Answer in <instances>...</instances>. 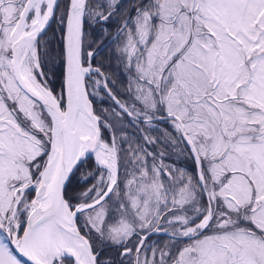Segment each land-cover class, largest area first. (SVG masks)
Listing matches in <instances>:
<instances>
[{
    "label": "snow or ice",
    "instance_id": "snow-or-ice-1",
    "mask_svg": "<svg viewBox=\"0 0 264 264\" xmlns=\"http://www.w3.org/2000/svg\"><path fill=\"white\" fill-rule=\"evenodd\" d=\"M122 7L0 0V264H264V0Z\"/></svg>",
    "mask_w": 264,
    "mask_h": 264
},
{
    "label": "trees",
    "instance_id": "trees-1",
    "mask_svg": "<svg viewBox=\"0 0 264 264\" xmlns=\"http://www.w3.org/2000/svg\"><path fill=\"white\" fill-rule=\"evenodd\" d=\"M63 1V0H62ZM132 2H133V0H125L123 3H122V8H124V9H122V10H126V9H128V7H129V5L131 4V6H130V8L132 7ZM115 25H112L111 26V32L108 34V35H106L105 37H104V41L105 40H107V39H109L111 36H112V34H114L115 33ZM55 31V30H54ZM93 39H95L96 37H95V35H93V37H92ZM46 39H48V40H51L52 41V43H51V46H50V48H51V50H52V54L51 55H53V57H54V60H59V64H60V57H59V51H60V44H61V39H60V33L58 32H56V35L55 36H53V33H51L50 35H48L47 37H46ZM105 51V50H104ZM104 51H102V53L104 52ZM107 52V51H106ZM105 52V53H106ZM113 49H111L110 50V52H109V55H108V57H106V62H105V64H107L108 66H110L111 68H114V69H116V68H118L117 67V64H116V61H115V59H114V55H113ZM59 64L56 66V69H58L57 70V72H56V75H57V77H59V75H60V71H62V69H59ZM111 72V71H110ZM114 75L116 76V78L119 80V76H120V71L118 70V72H115L114 73ZM59 83H60V81H59V79H57V81H56V84H57V87L59 86ZM119 86V85H118ZM164 127H166V125H164V124H161L160 126H159V128H160V131H153L151 134L153 135V136H160L161 135V132L163 131V129H164ZM128 131H132V129L131 128H129L128 129ZM162 138V137H161ZM172 160L174 161L175 160V157H173L172 158ZM74 187H75V182H74V185H73ZM154 238V237H153Z\"/></svg>",
    "mask_w": 264,
    "mask_h": 264
},
{
    "label": "rangeland",
    "instance_id": "rangeland-1",
    "mask_svg": "<svg viewBox=\"0 0 264 264\" xmlns=\"http://www.w3.org/2000/svg\"><path fill=\"white\" fill-rule=\"evenodd\" d=\"M124 1H125V0H120V3L122 4ZM62 2H63V1H62ZM130 6H131V4L129 5L128 9L130 8ZM122 9H124V8H122ZM54 30H55V32H57V33L59 32V30H58V26L55 25V24L52 25V30L49 31L48 35H50L51 33H53ZM99 47L101 48V52H100V54L97 56V63H102V64L104 65V67H105L107 70L111 71L113 74H114L115 72H118V70L120 71L119 68L114 69V68H111L110 66H108L107 64H105V62H106V57H108L110 50L113 49V51L115 52V48H116L115 43L113 42L112 44H108V43L106 42V40H105V41L102 40V42L99 43ZM104 50H105V51H104ZM102 51H104V52L102 53ZM106 51H107V52H106ZM105 52H106V53H105ZM114 52H113V53H114ZM51 54H52V53H51ZM51 58H52L53 63H54V65H55V67H56V66L59 64V60H57V59L54 60L53 55H51ZM114 59H115V57H114ZM115 61H116V59H115ZM116 64L118 65V61H116ZM99 107H101V105L97 104V108H99Z\"/></svg>",
    "mask_w": 264,
    "mask_h": 264
},
{
    "label": "flooded vegetation",
    "instance_id": "flooded-vegetation-1",
    "mask_svg": "<svg viewBox=\"0 0 264 264\" xmlns=\"http://www.w3.org/2000/svg\"><path fill=\"white\" fill-rule=\"evenodd\" d=\"M153 239H156V237H154Z\"/></svg>",
    "mask_w": 264,
    "mask_h": 264
}]
</instances>
